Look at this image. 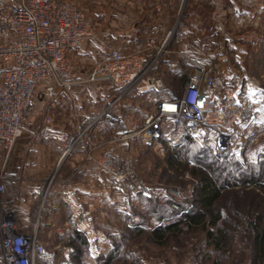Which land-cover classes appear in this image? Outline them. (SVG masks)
Instances as JSON below:
<instances>
[{
  "label": "rangeland",
  "instance_id": "1",
  "mask_svg": "<svg viewBox=\"0 0 264 264\" xmlns=\"http://www.w3.org/2000/svg\"><path fill=\"white\" fill-rule=\"evenodd\" d=\"M100 1L93 0V6L88 8V17L96 21L89 22L92 32L88 37L94 35L98 29L103 30V27L110 33L122 36L128 43L141 36L143 39L136 50L144 56V64H148L144 78L159 75L167 87L166 91H163L165 93L160 95L155 94L156 90L138 91L135 87L126 91H113L108 81L90 80L93 61V63H87L84 71L73 70L72 80L84 81L86 84L98 81L96 85L104 88L105 93H102L103 90L97 91V105L91 113V118L93 117L94 120L89 127L98 121H106L113 125L107 129L111 135L109 138H112V134H115L116 130L122 126L134 127L133 129L139 132L143 118L147 112L153 110L156 99L160 96L179 94L193 70L194 62L197 61L177 53V41L182 34L180 18L185 0H147L146 4L151 6L143 9L121 8L115 6L113 0L102 1L100 6ZM115 20L122 22L116 23ZM213 27L214 36L211 35L213 33L210 35L218 41L229 36L241 41L249 36H259L261 40L254 43L250 50L257 53H255V59L260 61L247 75L254 76L264 92V27L262 23L261 25L225 23ZM156 32H159V37L155 35ZM168 32L170 33L166 37ZM165 38L166 41H164ZM163 42L164 45L161 47ZM249 48L250 46H246V49ZM223 58L232 66L236 65L235 56L228 53ZM223 58L219 59L223 61ZM203 59L207 61L202 62L210 63L214 57H203ZM229 72L240 75V71ZM218 79L220 77H217V82ZM109 103H113L110 111L116 118L112 121L96 120V116ZM32 107L31 109L34 108ZM46 113L48 111L42 112L38 119L44 120ZM26 124L27 120L24 117L23 130ZM244 132L239 151L225 159L217 158L209 146L198 139L200 137L186 140L180 135L166 136L162 133L157 138H145L138 133L130 143V151L121 156L109 151L101 153L100 164L106 173L111 175L108 166L101 163L105 156L106 158L119 157L120 162H127L131 170V182L117 183L113 180L120 185L123 196L122 208L116 212L110 210L108 213L110 215L108 222L116 226L114 235L111 237L112 247L103 254L108 256L116 248L111 258L106 259L108 264H251L245 250L247 235L244 233L243 226L245 219L256 210L264 211V186L252 181L253 177L260 176L261 172L264 174V105L259 119L248 124ZM184 140L185 142L182 143ZM90 156L92 157V153ZM171 157H176L174 164H170ZM194 168L204 170L223 186L222 194L215 204V208L220 210L217 225L226 228L230 238L219 250L208 244L206 231L200 226L186 228L182 225L176 236L167 233L166 235L169 236L162 245H158L150 233L151 229L159 223L171 222L181 213L195 211L193 198L197 177L193 174ZM3 179L4 170L0 163V183L4 186L1 198L10 206ZM43 201H40L39 209L37 208L31 215V222L32 228L36 225L39 241L53 252V259L48 261V264L66 262L60 257L65 245L73 246L74 243L83 252L87 251L85 247L80 246L78 240L73 242V233L70 231L67 234L55 232L58 222L55 223V227L49 225L50 219L54 217H49L48 209ZM87 216L90 217V211H87ZM59 230H62L61 227ZM55 244L59 247L56 248ZM86 254H83L80 264H95L97 259L94 258L102 253L93 256L89 252L88 256ZM56 256H59L58 259L55 258ZM42 262L38 260L36 264H44ZM0 264H3L1 249Z\"/></svg>",
  "mask_w": 264,
  "mask_h": 264
},
{
  "label": "crops",
  "instance_id": "2",
  "mask_svg": "<svg viewBox=\"0 0 264 264\" xmlns=\"http://www.w3.org/2000/svg\"><path fill=\"white\" fill-rule=\"evenodd\" d=\"M61 1L73 4L88 22H96L88 17L87 12L93 6V0ZM102 1L105 0L100 1V6ZM113 1L115 6L121 8L143 9L151 6L146 4L147 0ZM180 19L182 34L177 41V53L193 61L202 62L206 60L203 57L219 60L222 74L219 72L218 82L216 79L215 93L218 98L226 86L232 87L236 93L244 92L264 98L259 81L254 76L247 75L260 61L255 59L256 52L250 50L254 43L261 40L259 36H249L244 41L233 36L224 37L222 41L212 37L215 33L212 31L214 25L262 23L264 27V0H185ZM117 21L115 20L116 23L122 22ZM207 31L209 32L204 34ZM155 35L159 37V32ZM117 36V33H110L103 27V30H96L94 35L83 41L69 43L65 51L68 65L72 70L84 71L87 63L93 61L95 64L110 51H137L143 39L141 36L136 37L128 43L122 36ZM20 40L21 36L16 31L0 32V44ZM246 46L250 48L246 49ZM228 53L235 56V66L224 60L223 57ZM11 64L1 62L0 72ZM231 70L237 73L240 71V75L232 74L229 72ZM97 82L86 84L84 81L71 80L54 97L47 96L42 86L37 87L25 115L27 124L22 135L8 153L0 143L3 182L10 207L17 216L19 229H32L31 215L39 209L40 201L44 200L49 217H54L50 219L49 225L55 227L58 222V227L56 225L53 228L57 234H67L69 231L73 233L74 229L83 233L91 256L106 254L111 249V237L116 226L108 222V213L122 208L123 196L120 185L104 171L99 157L104 151L120 156L126 154L130 151L133 137L138 135V130H134V127L122 126L109 138L111 135L107 129L113 125L106 121H98L89 127L94 120L91 113L97 105V91L104 89L100 88L101 85L97 86ZM110 85L113 91L119 90V87ZM41 111H48L46 115L50 117V122L47 123L45 118L38 119ZM44 130L47 134L42 133ZM104 136L107 138L104 139ZM87 211H90V217L87 216ZM55 245L56 248L59 247L58 244Z\"/></svg>",
  "mask_w": 264,
  "mask_h": 264
},
{
  "label": "built area",
  "instance_id": "3",
  "mask_svg": "<svg viewBox=\"0 0 264 264\" xmlns=\"http://www.w3.org/2000/svg\"><path fill=\"white\" fill-rule=\"evenodd\" d=\"M4 30L16 31L21 36L18 42L0 44V63H12L0 72V143L8 153L22 135L23 120L36 88L42 86L47 96L54 97L72 80L66 48L69 43L84 40L92 30L82 12L65 1L0 0V32ZM144 60L138 51H110L93 65L90 80L108 81L121 91L132 87L138 91H166L161 76L144 78L148 69ZM218 61L194 62L182 91L158 97L153 110L143 118L138 133L155 138L161 135L163 125L169 123L170 131L180 129L205 140L218 157L237 153L243 143L244 129L259 119L264 103L262 98L236 93L230 86L224 87L218 98L215 93L220 72ZM112 105L109 103L96 120L115 119L110 111ZM45 121L50 122L48 115ZM109 157L105 156L101 163L108 166L113 180L131 182L128 163L120 162L119 157ZM3 192L0 183L2 263L36 264L38 258L52 261L53 252L39 241L36 225L30 231L19 229L15 212L1 198ZM73 251L72 245H65L61 258L69 260Z\"/></svg>",
  "mask_w": 264,
  "mask_h": 264
},
{
  "label": "trees",
  "instance_id": "4",
  "mask_svg": "<svg viewBox=\"0 0 264 264\" xmlns=\"http://www.w3.org/2000/svg\"><path fill=\"white\" fill-rule=\"evenodd\" d=\"M119 90L121 91V89ZM154 92L157 95L165 93H161L159 91ZM164 125L162 128V134H165L166 136L180 135L186 140L195 139L194 137L188 135L180 129H173L170 131L171 125L169 123L166 124V129ZM200 141L203 142V144L208 145L212 153L215 155L211 146L205 140ZM232 155H228L225 157L215 156L219 159H225L231 157ZM171 158L172 159H169L170 164H174L176 157ZM193 174L197 177V180L194 184L193 198L195 207L193 206V204H191L192 207H194L195 211L192 213H181L174 221L159 223L151 229L150 233L154 237L156 243L158 245H162L165 244V240L169 235L176 236V234L180 231V226L184 225L186 228L200 226L201 229L206 231L208 244L213 246V248L219 250L223 248V246L228 242V239L230 238L229 231L226 228H222V226L217 225V221L220 217V210L215 208V204L222 194L223 186L220 185V183L214 177H212L204 170L202 171L200 169L194 168ZM253 180L255 181V184L264 186V174H262V172L260 176L253 177L252 181ZM243 230L247 235V244L245 250L248 254V260L251 262V264H264V211L256 210L249 218L245 219ZM167 233L169 235H166ZM75 240H78L80 246L86 248L87 251L84 252L88 254L87 240L85 236L78 230L73 231V242ZM73 246L74 251L72 252L70 259L67 260L64 264H80V259L83 257V254H85L83 250H81L74 243ZM115 250L116 248L113 249L114 252ZM113 251L112 253H114ZM112 253H110L108 256L98 254L94 258L97 259V263L95 264H108V260L106 259H110ZM38 260L43 261L42 263L44 264H48V261L44 260L43 258H38L37 261Z\"/></svg>",
  "mask_w": 264,
  "mask_h": 264
}]
</instances>
